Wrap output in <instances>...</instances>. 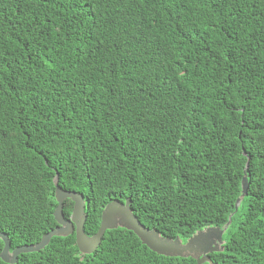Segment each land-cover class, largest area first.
Here are the masks:
<instances>
[{"label":"trees","instance_id":"trees-1","mask_svg":"<svg viewBox=\"0 0 264 264\" xmlns=\"http://www.w3.org/2000/svg\"><path fill=\"white\" fill-rule=\"evenodd\" d=\"M56 177L83 197L89 237L108 204L129 200L146 228L182 243L230 220L210 260L264 264V0H0V233L11 251L58 226ZM16 264L198 262L118 228L90 255L73 234Z\"/></svg>","mask_w":264,"mask_h":264},{"label":"water","instance_id":"water-1","mask_svg":"<svg viewBox=\"0 0 264 264\" xmlns=\"http://www.w3.org/2000/svg\"><path fill=\"white\" fill-rule=\"evenodd\" d=\"M247 168L248 164H246L245 169ZM57 181L56 177L55 199L57 201V207L54 211V219L58 226L44 235L39 243L21 246L13 251L10 249L11 245L8 237L0 233V241L4 244L0 253L1 261L6 264H16L19 255L40 252L48 246L51 238H65L73 234L75 235L76 245L80 253L83 255H90L99 248L107 231L116 230L118 228L133 232L149 250L165 257L192 258L196 260L198 264H214L208 255L223 251V235L231 223L230 220L222 229L218 227L205 228L196 232L186 243H182L178 237L174 240L164 238L155 230L146 228L133 214L129 200L124 204L118 202L108 204L103 209L97 233L89 237L84 232L87 215L85 213L86 207L83 197L75 192L61 190L57 186ZM248 187V180L245 174L242 179V196L236 202V209L246 195ZM66 200H71L73 202V209L69 219H65L63 212L64 202Z\"/></svg>","mask_w":264,"mask_h":264},{"label":"bare ground","instance_id":"bare-ground-1","mask_svg":"<svg viewBox=\"0 0 264 264\" xmlns=\"http://www.w3.org/2000/svg\"><path fill=\"white\" fill-rule=\"evenodd\" d=\"M249 168V167H248ZM250 169V168H249ZM244 175V174H243ZM58 177V176H57ZM250 184H251V182H250ZM61 188V187H60ZM62 189V188H61ZM63 190V189H62ZM248 194V193H247ZM131 200V199H130ZM70 201V200H69ZM73 203V202H72ZM65 205V204H64ZM89 207V206H88ZM235 207V206H234ZM102 214V213H101ZM237 214V213H236ZM65 216V215H64ZM235 217V216H234ZM66 218V217H65ZM67 219V218H66ZM233 220H234V218H233ZM87 222V221H86Z\"/></svg>","mask_w":264,"mask_h":264},{"label":"rangeland","instance_id":"rangeland-1","mask_svg":"<svg viewBox=\"0 0 264 264\" xmlns=\"http://www.w3.org/2000/svg\"><path fill=\"white\" fill-rule=\"evenodd\" d=\"M239 200V199H238Z\"/></svg>","mask_w":264,"mask_h":264}]
</instances>
